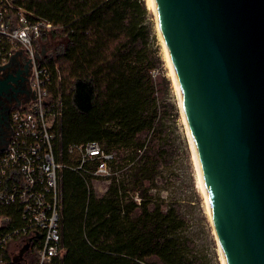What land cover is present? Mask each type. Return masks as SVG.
Masks as SVG:
<instances>
[{"label":"trees","instance_id":"16d2710c","mask_svg":"<svg viewBox=\"0 0 264 264\" xmlns=\"http://www.w3.org/2000/svg\"><path fill=\"white\" fill-rule=\"evenodd\" d=\"M2 4L50 23L51 29L38 39L48 35L63 41L38 61L49 72L51 98L60 100L57 160L76 164L67 147L89 141L115 153L107 189L100 196L88 172L64 167L58 174L60 264H204L192 243L180 236L187 221L177 204L155 202L149 193L172 147L160 124L164 108L152 75L160 60L151 48L144 1ZM27 254H33L31 249Z\"/></svg>","mask_w":264,"mask_h":264},{"label":"water","instance_id":"95a60500","mask_svg":"<svg viewBox=\"0 0 264 264\" xmlns=\"http://www.w3.org/2000/svg\"><path fill=\"white\" fill-rule=\"evenodd\" d=\"M152 3L222 264H264V0ZM27 74L1 66L0 97Z\"/></svg>","mask_w":264,"mask_h":264},{"label":"built area","instance_id":"2783aa9c","mask_svg":"<svg viewBox=\"0 0 264 264\" xmlns=\"http://www.w3.org/2000/svg\"><path fill=\"white\" fill-rule=\"evenodd\" d=\"M3 1L0 0V66L22 52L29 78L28 88L9 106L5 125L0 126V264H60L63 248L58 174L68 167L109 183V163L115 153L89 141L67 147L76 164L57 160L55 124L61 117L60 100L49 94V72L38 66L34 46L51 25L28 16L20 8L4 6ZM10 9L15 12L5 17ZM27 238H31L29 249L33 254L25 252L22 261L13 263L12 256L19 247L11 254V245H22Z\"/></svg>","mask_w":264,"mask_h":264},{"label":"rangeland","instance_id":"374dc122","mask_svg":"<svg viewBox=\"0 0 264 264\" xmlns=\"http://www.w3.org/2000/svg\"><path fill=\"white\" fill-rule=\"evenodd\" d=\"M143 1L147 8V21L152 32L151 48L160 60L158 67L152 72L159 89L160 106L164 108V112L160 114V124L165 130L166 139L172 147V154L167 164L161 168L160 174L155 180V186L149 193L153 196L155 202H162L163 204L174 202L177 204L181 214L187 221V226L180 236L192 243L194 254L201 258L204 264H222L212 224L207 213L206 202L198 184L197 170L179 108L177 93L155 28L154 16L147 0ZM59 42L63 41L58 38H49L48 35L45 38L38 39L35 46L39 56L38 61L44 56L50 55L51 47L58 45ZM15 54L24 58L22 52ZM28 78L29 72L27 80ZM22 90H25V88H22ZM107 184L108 182L103 178H91L90 180V185L97 196L106 191ZM135 200L138 199L135 198ZM21 243L17 247L12 244L10 253L13 254L16 248H20Z\"/></svg>","mask_w":264,"mask_h":264},{"label":"bare ground","instance_id":"6f19581e","mask_svg":"<svg viewBox=\"0 0 264 264\" xmlns=\"http://www.w3.org/2000/svg\"><path fill=\"white\" fill-rule=\"evenodd\" d=\"M147 3L153 13V16H154V21H155V28H156V31H157V34H158V37L161 41V44H162V47H163V51H164V54H165V57H166V62H167V66L169 68V73H170V76L172 78V81H173V84H174V87H175V83H174V79H173V75H172V71H171V67H170V64H169V60H168V56H167V52H166V49H165V46H164V43H163V39H162V35H161V32H160V28H159V23H158V19H157V16H156V13H155V10H154V7H153V3H152V0H147ZM175 90H176V87H175ZM177 93V91H176ZM178 98V96H177ZM178 104H179V101H178ZM179 108H180V105H179ZM181 111V110H180ZM182 114V113H181ZM184 121V120H183ZM188 135V134H187ZM189 138V137H188ZM190 142V140H189ZM191 145V143H190ZM191 149H192V146H191ZM192 154H193V160H194V163H195V166H196V170H197V180H198V184H199V187L201 189V192L203 194V197L205 199V202H206V209H207V213H208V207H207V201H206V198H205V195H204V192H203V189H202V186H201V181H200V176H199V172H198V168H197V164H196V161H195V157H194V153H193V150H192ZM209 215V213H208ZM210 218V217H209ZM214 232V231H213ZM215 236V235H214Z\"/></svg>","mask_w":264,"mask_h":264},{"label":"flooded vegetation","instance_id":"af4514ba","mask_svg":"<svg viewBox=\"0 0 264 264\" xmlns=\"http://www.w3.org/2000/svg\"><path fill=\"white\" fill-rule=\"evenodd\" d=\"M22 87H26V86L23 85ZM15 98H17L16 95H14L11 91L5 92L4 95L0 97V126L2 127L5 125V118L8 112V108L12 104Z\"/></svg>","mask_w":264,"mask_h":264},{"label":"crops","instance_id":"0c3cea01","mask_svg":"<svg viewBox=\"0 0 264 264\" xmlns=\"http://www.w3.org/2000/svg\"><path fill=\"white\" fill-rule=\"evenodd\" d=\"M23 56H22V58H21V56L20 55H15L14 57H12L9 61H8V63L9 62H11V63H19L20 61H23ZM26 88V87H25Z\"/></svg>","mask_w":264,"mask_h":264}]
</instances>
